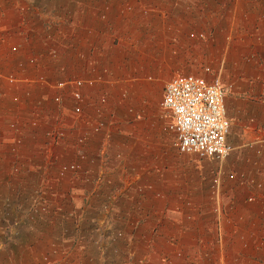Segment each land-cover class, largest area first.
Segmentation results:
<instances>
[{"label":"crops","instance_id":"crops-1","mask_svg":"<svg viewBox=\"0 0 264 264\" xmlns=\"http://www.w3.org/2000/svg\"><path fill=\"white\" fill-rule=\"evenodd\" d=\"M31 1L34 3L0 0L2 73L22 66L25 72L17 75L32 79L43 73L50 84L61 77L93 81L80 90L84 117H91L87 104L92 103L94 96L111 90L106 85L109 80L116 84L114 93L134 89L126 88V62L132 64V71L136 62L142 63L164 81L177 73L215 75L224 91L223 105L229 120L227 139L233 149L218 168L213 166L211 173L213 176L218 172L222 180L219 213H212L209 199L196 193L191 196V203L177 202L174 196V209L167 216L161 207L164 201H152V192L161 196L172 191L173 195L185 176L198 185L197 172L182 173L179 163L185 156L173 148L172 136L166 130L170 116L162 113L158 125L161 130L155 137L147 133L148 124H144V152L135 159V143L128 142L132 145L126 148L115 143L114 148L110 147L107 131L117 128L121 139L127 142L133 138L127 130L139 131L143 124L129 123V113L113 112L111 102H106L101 117L104 128L98 134L87 133L82 148L92 163H83L80 172L59 178L57 184L50 186L47 182L46 213L33 214L32 205H39L34 196L41 176L39 166L47 168L50 160L53 164L72 160L76 151L73 139L91 122H83L81 116L78 128L73 130L75 117L71 100L65 96L64 134L49 144L44 134L58 113L53 106L49 108L51 103L46 100L52 92L50 85L44 88L21 83L12 87L0 81V264H165L156 256L170 257L178 246L185 254L170 257L169 264H264V0H220L217 9L214 0H202L201 8L199 0ZM20 4L26 8L21 13L17 10ZM32 5L41 10L34 12ZM56 6L76 16L75 28H44L45 16L49 14L42 9L51 11ZM45 32H53L51 40L43 41ZM199 32L203 34L201 39L188 35ZM9 46H15L17 52L11 53ZM29 58L36 64L29 66ZM200 60L210 75L197 66ZM128 74L131 79L138 78L133 72ZM40 109H47L46 114ZM34 110L41 112L36 125L30 122ZM12 121L17 124L15 129L9 127ZM15 136L21 138L16 153L20 168L17 175L8 168ZM152 139L158 144L157 149L153 148L156 151L147 142ZM105 144L108 149L104 155ZM145 169L149 175H144ZM229 172L234 174L233 179L225 178ZM128 174L138 175V183L146 187L141 201L132 188L126 189ZM97 177H101V182L96 181ZM55 190L75 191L77 197L63 201L55 196ZM86 192L95 193L93 201H88ZM140 203L143 207L138 216L135 207ZM154 203L157 209L151 207ZM177 205L180 211L175 210ZM108 206L115 213L121 208L130 212L129 207L135 211L129 218L113 219L111 228L115 230L109 235L102 217V209ZM71 208L81 209L80 215L86 214L84 208L101 215L88 219L83 216L80 219L84 226L71 230ZM171 221L177 224L178 234L163 235V228ZM119 231L129 234L130 240L141 238L143 248L133 246L129 240L123 245L117 237L108 242ZM153 235L159 236V245L154 244L159 250L153 247Z\"/></svg>","mask_w":264,"mask_h":264},{"label":"built area","instance_id":"built-area-1","mask_svg":"<svg viewBox=\"0 0 264 264\" xmlns=\"http://www.w3.org/2000/svg\"><path fill=\"white\" fill-rule=\"evenodd\" d=\"M25 6L18 5L17 10L24 12ZM189 37L201 39L203 34L189 33ZM11 52L17 49L14 46L8 47ZM30 64L32 59H28ZM203 72L210 75L209 68L204 67ZM0 81L7 85H14L16 77L12 73H2L0 71ZM36 82L44 84L43 77H38ZM87 84L91 86L93 81L84 80L78 77L59 79L50 84L51 94L49 95L50 102L58 107L61 100L68 96L71 100V113L75 117V123L72 125L73 130L77 129V124L82 116L83 122L88 123L85 130L78 133L74 137L75 155L72 160L58 162L53 164L52 160L48 161L46 173H53L55 177L61 178L67 174L75 175L82 170L83 163H92L90 158H87V153L82 149L87 133L98 134L105 126L102 120V113L105 108V98L102 96L96 97L91 104H87L91 108V117L82 115V93L81 87ZM224 91L221 81L218 76L197 75L193 73L176 74L165 81L162 94L157 103L159 111L164 115L170 116V121L166 124V130L172 136L171 145L177 153L182 155L193 154L197 159H207V161L219 164L232 151L233 146L228 141L229 120L225 114V107L223 105ZM58 115L54 123L49 125L45 131V138L51 143L59 141L64 134L65 125L63 122L62 111H57ZM86 121H85V119ZM35 125V121H31ZM10 128L15 127L12 121L9 124ZM10 146L12 161L9 165V171L13 175L19 173V163L17 161V149L21 145V138L15 136ZM54 166H53V165ZM52 166L54 168H52ZM149 175L148 169L144 170V174ZM235 176L229 172L225 175L227 179H233ZM101 178V177H100ZM99 177L96 181L101 180ZM139 176L128 174L126 186L132 187L134 191L139 194L144 193L146 187L138 183ZM222 180L220 174L216 172L209 182L208 199L212 203V213H219L220 188ZM45 188V187H44ZM46 189V188H45ZM43 189L39 183L35 189L36 192H41ZM156 197H160L155 194ZM45 212L44 205L33 204L30 211ZM174 257H182L181 249H176L173 252ZM165 261L170 262V257H165Z\"/></svg>","mask_w":264,"mask_h":264},{"label":"rangeland","instance_id":"rangeland-1","mask_svg":"<svg viewBox=\"0 0 264 264\" xmlns=\"http://www.w3.org/2000/svg\"><path fill=\"white\" fill-rule=\"evenodd\" d=\"M31 3H34L33 1L29 0ZM216 2V5H215V8L214 9H217V4H220L221 1L220 0H214ZM201 2H203L202 0L200 1L199 0V6L202 4ZM21 5V4H20ZM25 6V5H23ZM233 6V5H232ZM58 6L55 7H52L53 11L56 13L55 14H52V10L49 11L48 9H42V12H44L45 14H49V16H45V19H44V28H48V27H51L52 25H57L59 28H65V29H68L69 28H75L76 25H75V22H74V17H76L75 15L72 14V12H70L68 9H60V8H57ZM201 8V6H200ZM203 8V7H202ZM232 8V7H231ZM238 8V6H237ZM205 10V8H203ZM220 9V8H219ZM32 10L35 12H39L41 10V7H36L32 5ZM221 11V9L219 10ZM60 12V13H59ZM21 13V12H20ZM59 13V14H58ZM218 14V13H217ZM75 26V27H74ZM56 29V28H55ZM53 33V32H52ZM52 33H48V32H45V36L43 38V41L45 39H47L48 41L51 40L50 36L52 35ZM117 39V38H116ZM121 40V38L119 37L118 38V42ZM15 47V46H14ZM17 49V48H16ZM199 49H201V45L199 46ZM10 51V50H9ZM11 52V51H10ZM17 52V50L15 51ZM15 52H11V53H15ZM52 53V52H51ZM51 55V54H50ZM30 59V58H29ZM28 61V60H27ZM203 61L200 60L199 63L197 64V66L199 65V68L203 70V68L205 67V65H203ZM27 64L29 66H33L34 64V61L32 64H30L29 62H27ZM125 64V70L127 71V75H125L124 77L126 78V82L129 83V86H124L126 88H130V86L134 87V89H131V90H127V92L123 93V94H120V93H114L113 92V88H115V85L114 84V81L113 80H109L108 84H106L111 90L107 93H104V92H100L99 95L97 96H94L95 98L98 97V96H102L105 98V102H111L112 106L111 107V111L113 110V112L115 111H124V113H129V116H131V120L129 123H131L132 121H134L138 126L139 124L142 125L140 127V130H132L129 129L127 130L128 134H131L133 136V138H131L132 141H123L121 139V134L119 133L118 129L117 128H113L111 127L110 128V131H107V134H108V137H107V144L110 145V147H113L114 148V143L116 144V146H120V145H124V148H126V146L129 144V143H135V146H136V157L135 159L139 158L140 156L143 155V148L141 146H143V132L142 130L144 129V124H148V129L147 130V133L149 135H151L152 137L156 136L155 134L158 133V131H160L161 129L158 127L159 125V122L162 121V116H163V112L162 111H159L158 109V106H157V103L159 101V98L161 97V94H162V88H163V85L165 83L164 80H162L161 78L158 77V75H155L153 73V70H150L149 67H144L142 63H135V70L132 71V64L131 65H128L127 62L124 63ZM128 65V66H127ZM23 67L22 66H18L17 68V71L15 68H12L10 70H8L7 72L9 73H12L15 75L16 77V82L14 85H11L12 87L13 86H16L17 84H21V83H26V84H30V85H35V86H40V87H47L48 84L50 85L51 81L48 80V78L44 77L43 73L40 74V77H43L44 79V84H38L36 83V80H37V75L34 77V78H27L24 77V76H20V75H17V74H23L25 71H23L22 69ZM129 71V72H128ZM18 72V73H17ZM60 73H62V70H59ZM130 72H133L134 75L138 76V78L136 79H131V77H129L130 75L128 73ZM125 73V74H126ZM189 73H192V72H189ZM112 74V73H111ZM177 74H184V73H177ZM176 75V74H174ZM113 77V76H112ZM68 78H71V77H61L59 79H68ZM112 79V78H111ZM114 79V78H113ZM129 79V80H128ZM88 80V79H87ZM132 80V81H131ZM113 82V83H112ZM145 86H147V88H145ZM44 87V88H45ZM49 88V87H48ZM50 89V88H49ZM108 89V88H107ZM113 89V90H112ZM94 98V99H95ZM46 100L50 101L49 100V96L47 97L46 96ZM64 98L62 99V102L61 104L56 107L54 106L51 102L50 104V107L49 108H52V106L55 108H53V110L55 111H59L61 110L62 111V114H63V122H64V125H65V119L67 118V111H66V107L64 105ZM48 104V102H47ZM49 106V104H48ZM135 107V108H133ZM57 108V109H56ZM127 109H129V111L127 112ZM41 110V109H40ZM40 110H34V114L32 115V120L35 121V125L38 123L39 124V114L41 113ZM52 110V109H51ZM42 111V110H41ZM46 110H43L42 113L43 114H46ZM135 112V113H134ZM50 113V110L48 111V114ZM121 113V112H120ZM123 113V112H122ZM58 115V113H57ZM70 115V114H69ZM138 117H137V116ZM150 115V117L148 116ZM72 116H74L72 114ZM31 120V121H32ZM138 120V121H137ZM30 121V122H31ZM49 121H52V119H50ZM137 121V122H136ZM15 123V127L12 128V129H15L17 124L15 121H13ZM46 123V121H45ZM75 123V121L73 122ZM51 125V124H50ZM159 128V130H158ZM132 131V132H131ZM112 133V135H111ZM128 134L126 135V137H129ZM134 134V135H133ZM160 134H163L160 132ZM45 135V134H44ZM124 135V136H125ZM145 135V134H144ZM143 140V141H142ZM129 142V143H128ZM147 142L149 143L150 142V145H151V148H152V151H156L154 150L153 148L155 147L157 149L158 147V144L153 141H148ZM105 144L106 146L103 148V153L104 155L107 153V149H108V145ZM132 145V144H131ZM130 144L128 146H131ZM130 153V152H128ZM132 155V153H131ZM133 156V155H132ZM185 156V160H183L182 162L179 163V165L182 166V173H189L191 170H194L195 172H197V177H198V185H195L194 181L190 180L189 176H185L182 183L178 184V188L174 191V194L171 195L172 191L169 192L167 191V193H164V195H161L160 197H156L155 194H161V193H155V192H152V196H151V199L152 201L154 202H159L160 200H163L164 203L161 204V207H163L165 209V212H167V216L169 214V212L174 209L173 206H171L172 202H173V197L175 196L176 197V200L177 202H180V201H190L191 203V196L193 194H196V193H199L201 194L202 197L204 198H208V182H209V178L211 173H212V170H213V166H216L218 168V164L216 163H213V162H210V161H207V159H197L195 157V155L193 154H189L188 156L184 155ZM131 157V156H130ZM133 158V157H132ZM132 158L130 160H132ZM184 158V157H182ZM41 168V172H40V179H38L39 181V185L43 188V189H47L48 187V183L50 186H52L53 183H58V179L57 177H55V175H48L46 172L44 173V171L46 170V168H43L41 166H39ZM130 169V168H129ZM125 172V171H124ZM45 175V176H43ZM125 175H127V172H125ZM145 175V174H144ZM53 176V177H52ZM212 176V175H211ZM42 178V179H41ZM48 182V183H47ZM47 183V184H46ZM45 187V188H44ZM129 188H132V187H126V189H129ZM46 189L45 190H42L41 192H36L34 194L35 196V201L38 200V203L41 204V205H44L45 206V212H40V213H46V200H47V197L49 198L48 194L49 192L46 193ZM195 189L196 192L194 191ZM135 194H136V198L137 200L141 201L142 197H143V194L145 193H142V194H139L137 193L136 191H134ZM55 193V196H57L58 199L61 198V200L63 199L66 200L67 202L69 201H72V197L76 198L77 197V192L73 191V192H66V191H58V190H55L54 191ZM85 193V192H84ZM51 194H53V192H51ZM87 195V199L88 201H93V196H95V193H90V192H86ZM206 194H207V197H206ZM101 195V194H100ZM54 196V195H53ZM108 196L110 197L111 194H108ZM122 196V195H121ZM121 196H118V197H121ZM164 196V197H162ZM66 198V199H65ZM60 200V201H61ZM115 200H116V197H115ZM160 203V202H159ZM156 204H151V207L153 209H157V206H155ZM180 205H177V207L175 208L176 211H180V208H179ZM142 204H138L136 207H135V211H133V208H128V210L130 212L127 211V209H119L117 210L118 212L115 213L114 210H111V208L108 206L107 209H102L104 210V213L102 214V217L104 218L103 221L105 222V224L103 225L105 230H106V233L108 234L109 231H114L115 229H112L111 227H113L114 225V221L113 219H116L117 217L119 218H129V216H131V214L133 215L132 212H135L136 215H140V212L142 211ZM80 210L79 208H76V210L74 208H71V221L69 222V227L73 229L75 228H79L80 226H84V223L82 221V219L80 218H84L83 216H85L87 219L88 217H94L95 215H101V214H98L96 213V210L93 211V209L89 210V208H84L85 211V215H80ZM151 210V208H150ZM30 212V211H29ZM88 212V213H87ZM154 212H156V210H154ZM33 214H36V212H34ZM155 217H156V213H155ZM170 222V221H169ZM172 223H170L169 225H166L165 228H163L162 232H163V235H168V234H178V228H177V224L175 225V221H171ZM110 228V229H109ZM130 227L126 228L127 230L129 229ZM120 230V229H118ZM100 231V230H98ZM105 232V231H104ZM109 235V234H108ZM136 235H139L141 236V234H136ZM114 237H109L108 239V242L110 241V239L112 240L113 238H118V241L121 243V242H124L123 245H126L127 244V241L129 240V242L133 245V246H137L138 248H143V245H144V241L141 239V238H137L134 237V239H127V237H129V234H120V231L119 233H116L113 235ZM153 240H152V243H153V247L155 250H159V246L155 247L154 244L157 243V245H159V236L156 235L154 236L153 235ZM117 240V239H116ZM114 242V241H113ZM172 244L175 243V240L173 239H170V241ZM103 243L105 244V241H103ZM103 243L101 246H103ZM178 249H181L182 252H183V256L185 254V252L183 251V249L178 246L177 247ZM186 256H189V255H186ZM158 259L157 261H163L165 264L167 263L165 261V257L167 256H156ZM170 257H174L173 254L170 255ZM175 258V257H174ZM178 258V257H176ZM171 260V258H170ZM190 259H187V261L189 262ZM186 262V263H188ZM169 264V262H168Z\"/></svg>","mask_w":264,"mask_h":264}]
</instances>
